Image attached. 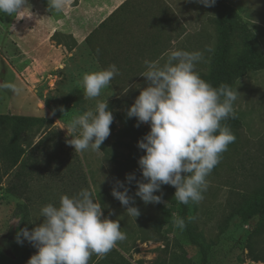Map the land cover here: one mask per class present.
<instances>
[{
    "label": "rangeland",
    "instance_id": "374dc122",
    "mask_svg": "<svg viewBox=\"0 0 264 264\" xmlns=\"http://www.w3.org/2000/svg\"><path fill=\"white\" fill-rule=\"evenodd\" d=\"M76 1L68 0L65 11L59 14L48 10V0H29L24 11L12 16L0 12V82L14 83L20 89L18 93L0 90V113L54 119L45 128L34 127L25 134L27 140L35 143L43 140L34 157L20 169L18 195L8 192L7 187L19 168L11 167L10 156L0 147V264H27L37 249L26 240L17 243V233L23 228L31 231L43 222L42 207L59 206L62 196L71 198L83 189L93 192L95 201L103 207L104 217L119 221L121 231L126 233V239L112 251L104 256L93 254L88 264H264V216L258 212L264 199V68L249 71L233 87L238 91L234 108L242 125L235 131V142L207 177L209 186L204 199L190 202L188 217H192L194 230L208 248L204 261L202 250L190 241L186 230L174 226L175 219L181 218L179 202L174 199L175 187L163 185L155 193L162 195L163 202L158 204L146 205L135 197L136 182L129 185L126 177L133 173L137 180L143 177L139 164L128 161L130 138L124 134L122 117H114L111 134L100 151L75 153L66 142L71 137L64 128L74 116L94 109L98 100L124 115L147 87L142 76L117 98L113 93L102 100L97 97L77 102L78 95L84 96L83 88L77 89L73 80L69 81L68 66L61 71L64 78L57 79L58 71L51 69L50 64L51 46L45 52L47 62L42 57L37 63L34 53L25 52L22 33L25 35L30 28L31 36L39 31L48 39L53 31L52 16L56 20L66 18L69 9L85 3ZM229 2L250 21L264 49V0ZM23 12L29 20L24 28ZM120 14L122 21L131 24V45L140 59L136 64L143 71L145 60L158 61L163 66L169 50L178 49L202 52L204 60L196 70L200 75L209 72L218 44L215 5L207 7L196 0H127ZM126 30L118 32L123 35L129 31ZM31 61L34 65L25 70ZM140 127L150 131L148 124ZM9 132L0 120L3 141H9ZM118 181H123L130 188L129 195L135 197L133 206L141 213L137 218L128 216L125 206L113 197V187L123 191ZM19 203L22 206L18 207Z\"/></svg>",
    "mask_w": 264,
    "mask_h": 264
},
{
    "label": "clouds",
    "instance_id": "9594fccd",
    "mask_svg": "<svg viewBox=\"0 0 264 264\" xmlns=\"http://www.w3.org/2000/svg\"><path fill=\"white\" fill-rule=\"evenodd\" d=\"M28 2L0 0V12L19 14ZM196 2L211 7L216 0ZM67 4L68 0H48V10L63 13ZM203 60L200 51L170 49L163 66L158 61H144L145 71L140 76L146 78L147 87L126 113L128 118L137 119V127L150 125V131L138 142V148L146 153L138 161L143 179L137 180L133 173L126 180L129 185L136 182L135 197L146 205L163 202L162 195L155 194L163 185L175 187L174 199L181 204L201 202L209 186L207 177L236 140L224 122L236 118L238 91L226 83L214 87L203 79L196 70ZM119 74L116 64L83 74L80 86L84 97H99ZM0 90L20 91L16 84L5 81L0 82ZM114 119L109 104L98 100L94 109L74 116L64 128L71 137L67 144L75 153L100 151ZM117 184L123 191L113 187V197L125 206L128 216L137 218L141 213L133 206L135 197L129 195L130 188L123 181ZM41 217L43 222L31 231L23 228L17 233V243L26 240L37 249L27 264H88L93 254L104 256L126 239L119 221L104 217L103 207L89 189L71 198L62 196L59 206L42 207ZM174 226L183 231L187 225L184 218H177Z\"/></svg>",
    "mask_w": 264,
    "mask_h": 264
},
{
    "label": "crops",
    "instance_id": "0c3cea01",
    "mask_svg": "<svg viewBox=\"0 0 264 264\" xmlns=\"http://www.w3.org/2000/svg\"><path fill=\"white\" fill-rule=\"evenodd\" d=\"M84 1V5L81 3L69 9L66 18L56 20L52 16L53 31L48 39H44L42 32L39 31L31 36V29L28 26L29 31H25V35L22 33L21 46L26 53L36 55L37 63L42 57L44 62H47L44 56L47 48L51 46L50 64L51 69L58 71L57 79L64 78L61 71L68 66L67 78L69 81L73 80L77 89H82L80 83L83 74L104 70L109 65L116 64L120 74L111 81L108 88L102 90L98 99H105L106 94L113 93L117 94V98L127 91V86L134 85L142 77L140 75L144 69L136 64L140 59L131 45V24L121 20L120 13L127 0ZM22 16L26 18L21 23V27L24 28L29 20L26 13L23 12ZM125 28L129 30L127 33L122 35L118 32L120 29L125 31ZM54 34L57 35L53 39ZM30 47L32 50L29 49ZM163 55H160V58ZM33 65L34 62L31 61L25 66V70H29ZM75 101L87 102L81 95H78Z\"/></svg>",
    "mask_w": 264,
    "mask_h": 264
},
{
    "label": "trees",
    "instance_id": "16d2710c",
    "mask_svg": "<svg viewBox=\"0 0 264 264\" xmlns=\"http://www.w3.org/2000/svg\"><path fill=\"white\" fill-rule=\"evenodd\" d=\"M75 2H77L75 0ZM218 11L216 20L218 29V44L212 57V64L208 73H202L201 77L214 87H219L220 84L226 83L232 88L236 82L245 76L249 71H257L264 68V49L261 40L253 29L250 21L246 20L241 12L234 7L229 0H216L214 4ZM57 34L53 35V39ZM241 47L235 50L234 47ZM109 110L112 111L114 117H122L125 128L124 134L130 138L128 143L129 155L128 161L130 164H138L139 158L146 154L144 150L138 148V142L149 132L142 127H137V121L133 118H128L126 114L121 115L109 104ZM0 120L10 131L7 134L9 141L5 142L0 138V147L2 152L10 156L12 160L11 167L19 168L15 174L14 181H10L7 187L8 192L20 194L21 187L18 184L22 167L24 168L28 160L34 157L35 152L41 146L43 138L38 142L29 141L25 134L30 132L34 127L40 129L45 128L48 124H52V117L44 116H28L17 114H2ZM233 134L242 125L241 118L236 114V118L225 121ZM6 143V145H3ZM18 204V207L22 206ZM258 212L264 216V199L258 205ZM190 204L184 205L179 203V215L186 221V233L190 241L202 250L203 260L208 257V248L200 240V233L194 230L191 221L188 220L190 214ZM260 224V223H259ZM3 255V249L0 242V258Z\"/></svg>",
    "mask_w": 264,
    "mask_h": 264
}]
</instances>
